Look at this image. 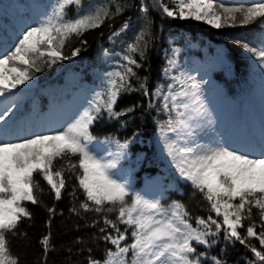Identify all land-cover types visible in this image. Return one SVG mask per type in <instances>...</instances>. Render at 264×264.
Returning <instances> with one entry per match:
<instances>
[{"label": "snow or ice", "instance_id": "6c2138e0", "mask_svg": "<svg viewBox=\"0 0 264 264\" xmlns=\"http://www.w3.org/2000/svg\"><path fill=\"white\" fill-rule=\"evenodd\" d=\"M31 7L29 22L0 38V264H30L13 241L32 244L21 227L32 226L31 206L47 214L31 264H229L228 249L237 243L253 258L234 264H264V0H48ZM152 13L216 29L259 24L255 46L235 40L260 81L258 121H225L209 72L231 71L230 54L221 51L203 71L190 67L179 60V32H169L161 78L153 80L149 54L160 36ZM105 24L110 47L98 41L91 69L98 82L72 114L61 122L14 120L19 86L45 67L78 58L88 50L85 33ZM133 94L140 98L120 106ZM147 116L155 125L154 158L168 170L140 190L134 171L148 153L132 148L146 143V132L132 125ZM65 197L66 209L59 207ZM189 202L204 214H194Z\"/></svg>", "mask_w": 264, "mask_h": 264}, {"label": "trees", "instance_id": "16d2710c", "mask_svg": "<svg viewBox=\"0 0 264 264\" xmlns=\"http://www.w3.org/2000/svg\"><path fill=\"white\" fill-rule=\"evenodd\" d=\"M36 2L40 3H47L48 0H0V5L2 6V9L7 11V8H13L16 11L24 12L26 13L28 10H26V5L32 6ZM167 2V1H166ZM72 9H69V12H71ZM125 15H128L127 13ZM156 20V31L158 35L160 36V39L157 41V47L153 49L150 52V57L152 61V78L153 80L160 79V68L165 64L164 60V52L163 49H165L168 45L166 43L169 32H179L180 35L176 36V40L178 42V45L182 48V51H185L188 53V55L197 54L198 52L192 49L186 48L188 42H201L203 38H210L217 42L222 43L225 46L226 53L230 54V61H232L235 65V68L237 69V75L241 76L246 73V58L244 54V50L239 46L235 44V40L240 37H244L248 40H252L253 45L255 46L256 39L255 34L257 33V30L259 29V24H250L246 26L236 25L234 27H222L221 29H216L210 25H207L204 22H198L195 20H170V19H161L160 16L157 13H152ZM124 17H121L123 19ZM119 21L117 22L118 25ZM163 25V30L161 32L160 26ZM0 29H1V23H0ZM105 33V36L103 40L100 38V33ZM107 33H108V26L105 24L103 27L90 30L87 33H85L84 38L88 40V50L82 51L79 54V59L73 63L66 61H63L61 65H54L52 68H43L41 71V78H51L50 79V91L47 95H42L40 92H37L36 95H33L31 93L26 95V99H32L35 103H41L43 105L47 104L46 101L53 100L56 103H61L64 99L71 98L73 91L76 89L77 86L70 84L63 73H57L56 69H58L61 66H66L69 68V71L74 74L75 80L79 83V86L86 91L87 88L91 87L97 80L95 76L93 75L91 69L94 67L93 60L94 57L97 54L98 51V41L100 43H103L104 47H110V45L107 43ZM12 36L8 35L7 37ZM76 45L73 43L71 45H66L64 52L65 54H70L69 50L70 47H75ZM141 74H143V70H141ZM220 81H222L223 84H225L228 88H235V86L239 83L238 77H232V78H226L223 75L218 76ZM233 90V89H230ZM140 97L133 94L131 97H124L121 99L120 106H123L125 103L134 101L136 99H139ZM4 106V105H3ZM3 106L1 108H3ZM139 115V114H138ZM163 119V117H161ZM132 127H139L142 131L146 132V135L142 137L146 141L144 145L136 144L133 146L132 151L136 152L140 149H143L148 153V159L144 161L143 166H137L134 171V177H133V183L136 185V187L140 190H143L146 182L149 180L150 177L155 176L158 171H164L167 172L168 169H166L160 160L158 158H154V148L152 147V142L154 139L153 133L155 132V125L153 123L152 116L145 117V120L143 123L139 119L133 122ZM97 128H99V125L93 128V132L97 131ZM116 128V125L113 124L111 126H107V131H113ZM131 132V128L128 130V132H120L119 135L121 138H123L126 135H129ZM151 145V146H149ZM151 161V162H149ZM42 184H44L43 181H41ZM45 188H47L46 184L44 185ZM181 190L187 191L188 186L185 184L180 185ZM173 198L175 199H184L187 200L186 196H181L178 193H174ZM44 199L49 205L52 202L51 195H45ZM197 200H199V197H197ZM68 200L67 197L61 202H59V207L65 208L67 207ZM189 209L194 214H204L199 210V206L196 202H189L188 203ZM31 209L35 213V219L32 222V226L28 227V222L25 221V223L21 226L22 229H26L29 237L32 241V244L30 246L26 245L25 241H13V250L14 251H20L21 253L27 254V260L30 262H34L36 256L40 253V246L36 243V240L38 237L43 233L44 231V220L46 219V212L41 208L40 206H31ZM67 214V213H66ZM61 221L60 217H57L56 223L59 224ZM259 230V229H257ZM90 231V230H89ZM76 233H72V235H75ZM64 239H68L67 236L63 237ZM251 242L256 244L259 247L258 239L251 238ZM57 243H59V240H57ZM22 245L21 247L17 248V245ZM103 247V245H101ZM203 250V249H200ZM218 251V249H213V252ZM99 255V253H97ZM248 255L249 258L251 257V254L246 251L243 245H240L237 243L235 247H229L228 249V259L229 264H234V262L241 256ZM51 259H59V257H52ZM241 264H243V261H241Z\"/></svg>", "mask_w": 264, "mask_h": 264}, {"label": "rangeland", "instance_id": "374dc122", "mask_svg": "<svg viewBox=\"0 0 264 264\" xmlns=\"http://www.w3.org/2000/svg\"><path fill=\"white\" fill-rule=\"evenodd\" d=\"M33 15V8L30 10L29 16L24 17L18 13H15L14 11L3 13L0 7V16H5L6 18L1 21L4 30L3 32L0 31V38H5L7 34H15L19 26L25 22H29L30 18ZM187 46L194 50H199L200 54L189 56L186 54H182L181 52V55L179 57L180 62H186L188 66L199 68L202 71L210 68V66L216 62L218 53H220L221 51L225 52V47L220 43H216L213 39H203L201 43L189 42ZM229 64L231 66V71H228L226 69L224 72H209V75L212 79V84L209 85V87H214L217 93L215 102L218 110L222 113L225 121L231 124H238L244 121H250L252 119L258 121L261 112V85L259 78H253L246 66L245 69L248 70V73L238 76L237 69L235 68L234 64H232V62L230 61ZM219 73H222L227 78H230L231 76L240 78L241 83L235 86L234 92L226 90L225 85L217 81L216 77L219 75ZM40 75L41 72L37 73L32 81L26 82L27 86H19L20 92L37 86L40 81H36V79L39 78ZM82 96L83 95L81 93H78L76 95L77 100L81 99ZM152 147L154 148V150H156V152H158L155 136L152 142ZM162 164L167 168V162Z\"/></svg>", "mask_w": 264, "mask_h": 264}]
</instances>
